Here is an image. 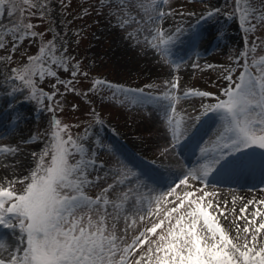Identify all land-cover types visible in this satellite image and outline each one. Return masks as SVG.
Wrapping results in <instances>:
<instances>
[{"label": "rangeland", "instance_id": "obj_1", "mask_svg": "<svg viewBox=\"0 0 264 264\" xmlns=\"http://www.w3.org/2000/svg\"><path fill=\"white\" fill-rule=\"evenodd\" d=\"M47 3L49 8L43 18L37 9H32L35 15L25 12L23 20L18 16L16 24L4 23L0 27V42L6 45L0 49V146L8 145L17 152L26 150L22 157L25 160L22 159V165H18L19 170L12 166L10 171L0 173V187H7L11 183L20 193L27 181H16L36 170L41 156L43 166H50L53 155L51 145L54 142L51 133L57 130L53 121L58 120L61 129L67 125V129L61 133L63 138L66 140L70 134L73 140L84 143L97 162L89 178L95 180L99 175L101 180L85 188L87 196L95 199L103 188L118 178V171L126 174L128 180L109 191L110 200L124 203L116 197L135 187H139L140 193H150L153 198L164 195L159 205L152 204V215L139 213L134 217L136 223L126 233L129 244L134 237L164 218V211L172 206L167 202L175 199V196L167 195L172 188L180 196L185 191H193L192 198L203 195L196 191L199 188L210 193L202 203L206 205L211 201L212 206L207 210L230 238L237 236L238 224L241 235L239 242L243 243L246 219L250 220L253 212L264 215V205L258 203L264 200V185H261L264 182V156L261 155L264 149L256 147L253 152L229 157L223 162L216 178L210 175L211 183L207 185L193 181L190 176L188 184L191 187H186L180 181L197 169L202 173L209 164L211 156L205 158L202 149L215 151L217 136L223 127V113L213 111L204 114L202 106L227 99L224 89L234 87L244 71L242 65L245 61L241 53L248 51L257 37L264 41V26L257 24L254 32L246 33L239 13L233 15V0H168L162 7L164 11H171L172 15L160 22V27L166 35H173L174 39L169 46L170 53L161 54L150 46L152 37L149 26L133 20V16L137 20L140 16L135 12L128 16L120 15L115 6L107 7L109 0H63V4L61 0H47ZM144 3L151 10L153 0H144ZM254 6L259 9L260 0H254ZM213 9L220 11L207 18L206 13ZM124 19L129 23L121 28L119 24ZM28 22L34 25L31 31L43 33V36L24 37L23 25ZM205 24L208 25V33L203 35L201 28ZM13 25L18 30L15 34L20 36L14 52L13 33L4 31ZM176 28L182 31L176 34ZM54 37L57 45L55 57H71L67 71L52 63L54 57L48 50L44 53L40 51ZM197 46L202 51L195 52ZM65 47L66 52L63 51ZM9 56L11 59H8ZM151 56H156L157 60L151 59ZM261 56H264V44H260L254 53L248 52V62L251 63L253 57L259 59ZM28 57L38 59L30 64ZM148 63L155 64V69H149ZM32 64L36 73L32 77L33 83L45 94L55 93L52 100L28 98L31 88L18 79H12L16 75L11 71L13 68L19 70L26 65L31 68ZM183 67L186 75H178L176 68ZM49 69L55 71L56 75H47ZM42 70L45 75L41 80L39 72ZM73 71L77 72L76 77H72ZM226 75H231V81L225 79ZM69 80L73 81L70 87L75 91L66 90L64 83H58ZM97 80L125 89H143L144 96L161 97V100L158 104L135 103V91L114 96L105 84H96L93 90ZM177 81L178 87L173 89L171 84ZM188 91H207L212 95L185 96L184 93ZM166 94L173 99H163ZM170 102L174 104V113L167 109ZM169 117L180 121L183 135L178 143L172 140ZM256 134L264 133L257 131ZM36 143L40 146L37 147ZM27 155H30L28 162ZM79 158L78 154L74 155L69 163L74 164ZM100 164H103L102 168ZM119 178L124 179V175H119ZM4 179L12 181L4 186ZM224 182L248 184L247 190L260 189L245 213L240 211L245 203H237L234 198L223 201L220 197V190L226 185ZM217 205L223 209V216ZM109 211H112L111 207ZM140 215L145 216L143 221L139 220ZM259 218L258 215L257 223ZM162 227L167 228V220ZM124 228L125 223L121 219L117 224V235L124 234ZM160 231L157 229L156 234L149 233L148 239L156 240ZM261 239H264V231ZM2 240L0 237V243ZM147 248V243L137 248L130 257V264H135L138 254L146 252Z\"/></svg>", "mask_w": 264, "mask_h": 264}, {"label": "snow or ice", "instance_id": "obj_2", "mask_svg": "<svg viewBox=\"0 0 264 264\" xmlns=\"http://www.w3.org/2000/svg\"><path fill=\"white\" fill-rule=\"evenodd\" d=\"M167 3L168 0H153L150 10L144 0H109L107 7L115 6L118 13L123 16L135 12L140 19L137 20L133 16V20L138 24L146 23L149 26V35L152 37V41H149L150 46L161 54H169V46L174 36L166 35L160 27V22L172 15L171 11L163 10L162 6ZM233 3V15L239 13L246 33L254 32L257 24L264 26V0H260L259 9L254 6V0H233ZM20 4L22 6H17L15 0H0V14L6 12L10 17L18 14L23 20L25 12L35 15L36 12L31 10L37 9L43 18L49 8L47 0H20ZM219 11L213 9L207 12L206 16L211 18ZM253 20L256 23H252ZM128 23L129 21L124 19L119 26L123 28ZM33 28L34 25L30 22L24 24L22 35L43 36V33L31 31ZM4 31L13 33L12 51L14 52L20 39V36L15 34L18 30L13 25ZM181 31L180 28L175 29L176 34ZM145 39L147 40V37ZM157 40L158 43L153 42ZM55 41L56 37L46 42L40 51L44 53L48 50L54 57L52 63L67 71L71 57L66 55L55 57L57 50ZM260 44H264V41L257 37L252 41L248 51L241 53L245 61L242 65L244 71L241 72L239 82L234 87L229 86L224 89L227 99L219 100L214 105L202 106L205 109L204 114L222 111L223 127L217 136L215 151L202 149L205 158L211 156L205 170L202 173L199 169L189 172L180 181L186 187H191L188 184L189 176L193 181H201L207 185L211 183L210 175L216 178L223 162L229 157L236 156L237 153L240 155L253 152L256 147L264 149V134H256L257 131L264 133V56L259 59L253 57L251 63L248 62V52L254 53ZM5 47L6 45L0 42V49ZM63 51L66 52L67 48L65 47ZM8 59L11 57L9 56ZM37 59L28 57L30 64ZM11 71L16 74L12 79H18L31 88L28 98L52 100L55 93L45 94L33 83L32 77L36 74L33 68L26 65L22 69L13 68ZM46 74L55 76L56 72L49 69ZM44 75L45 71L39 72L41 80ZM71 75L76 77L77 72L73 71ZM225 79L231 81L232 77L226 75ZM58 83H64L66 90L75 91L70 87L72 80L58 81ZM96 84H105L113 91L114 96L117 93L127 95L135 91L137 94L133 101L135 103L158 104L161 100V97L144 96L143 89H125L99 80L94 83L93 90ZM171 87L177 88L178 81L172 83ZM184 95L209 97L212 94L207 91H188ZM163 99L171 101L173 98L166 94ZM167 109L174 113V104L170 102ZM168 123L171 126L172 140L178 143L183 135L180 121L169 117ZM53 125L57 130L51 133L54 142L51 145L53 155L50 166H43V156H41V163L37 165L36 170L16 181L17 183L27 181L20 193L15 191L11 183L7 187H0V226L14 232L18 231V239L11 246L9 258L7 261L0 259V264H130L132 253L145 243L148 244L147 251L138 254L139 258L135 264H264V239H261V233L264 231V215L253 212L252 218L246 219L243 243H240L239 225H236L237 236L230 238L207 210L212 206L211 201L209 200L206 205L202 203L211 195L203 188L196 189L203 195L195 198H192L193 191H185L180 196L176 195L175 189L172 188L167 195L175 196V199L167 202L172 206L164 211V218L134 237L129 244L126 233L136 223L134 217L139 213L152 215V204L159 205L164 195L153 198L150 193L145 195L140 193L139 187H135L127 189L116 197L124 203L110 200L109 191L128 180L126 174L118 171V178L103 188L95 199L87 196L85 188L101 180L99 175L95 180L89 178L90 173L97 167V162L84 143L73 140L70 134L66 140L63 138L61 133L67 129V125L61 129L58 120L53 121ZM16 152L17 149L14 148L0 147V153H8L14 157ZM77 154L79 160L74 164L69 163V159ZM261 155L264 156V152ZM99 167L102 168L103 164ZM119 175H124V179H120ZM253 203L254 201H248L240 210L241 213H245L248 205ZM258 203L264 205V200ZM125 204L128 206L125 207ZM110 207L112 211H109ZM216 207L223 216V209H220L219 205ZM157 211L159 212V207ZM258 215L260 218L257 223ZM241 218L244 217H238ZM121 219L125 223V228L122 230L124 234L117 235V224ZM144 219V215L139 216L140 221ZM165 220H167V228L162 227ZM197 225L200 226L199 229ZM157 229H161L157 239L149 240L148 234H156Z\"/></svg>", "mask_w": 264, "mask_h": 264}, {"label": "bare ground", "instance_id": "obj_3", "mask_svg": "<svg viewBox=\"0 0 264 264\" xmlns=\"http://www.w3.org/2000/svg\"><path fill=\"white\" fill-rule=\"evenodd\" d=\"M201 29H202L201 33L203 32V35L208 33V25L207 24H205L203 26V28H201ZM197 47L198 48H196L195 52L198 53V52L202 51L200 46H197ZM151 59L157 60V57L151 56ZM151 59L149 62H151ZM129 62H131V61H129ZM131 63H134V62H131ZM131 63H129V64H131ZM148 64H149L148 66H150L149 69L150 68L155 69V64H154V66L151 65L153 63H148ZM187 64L188 63L186 62L185 65H187ZM176 69H177L176 73L178 75H186V73H187L184 70V67L182 69L181 68H176ZM36 146L39 147L40 146L39 143H36ZM0 147H9V146L4 145V146H0ZM10 148H13V147H10ZM25 151H24V149H22L20 152H16L14 157L8 153H0V168H1L0 173L3 174V172L6 173V172L10 171V168L12 166L14 169H16V168L18 169V167H19L18 165H22V163H23L22 159H24V158H22V157H23ZM182 152H184V151H182ZM29 156L30 155H27V159H26L27 162H28ZM16 162H18V163H16ZM24 163H25V161H24ZM6 168H7V170H6ZM11 181H12V179H4L2 184H4V186H5L6 184H8ZM224 183H226V182H224ZM239 184H242V185H239ZM261 185H264V182H262ZM248 186H249L248 184H243V183H238V184L236 183V185H232L231 183H226L224 188H221V190H220V192H221L220 197L223 199V201H226L229 198H234L237 203L242 202V203L247 204L248 201H250L251 199H254L256 197L257 192L260 190L258 188H254L253 190H247ZM229 195H230V197H229ZM245 197H247L248 199ZM250 205H252V204H249L248 206H250ZM0 237L3 238L2 242L0 243V258L7 260L9 258V252L11 250V246L14 245L15 241L18 239V231L14 232V231L6 228V227L0 228Z\"/></svg>", "mask_w": 264, "mask_h": 264}, {"label": "trees", "instance_id": "obj_4", "mask_svg": "<svg viewBox=\"0 0 264 264\" xmlns=\"http://www.w3.org/2000/svg\"><path fill=\"white\" fill-rule=\"evenodd\" d=\"M15 2L17 3V6H21V4H20V0H15ZM19 15L17 14V15H14V16H8L7 14H6V12L4 13V14H0V27H1V25L2 24H4V23H6V24H8V23H10V22H14L15 24L17 23V20H16V18L18 17ZM28 67H30V65H28ZM31 68H33L34 69V64H32L31 65Z\"/></svg>", "mask_w": 264, "mask_h": 264}]
</instances>
